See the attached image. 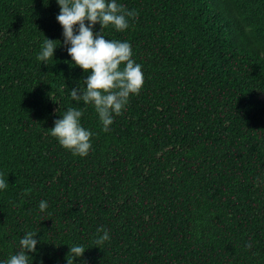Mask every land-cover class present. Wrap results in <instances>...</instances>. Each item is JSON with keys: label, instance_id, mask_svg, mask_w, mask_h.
<instances>
[{"label": "trees", "instance_id": "1", "mask_svg": "<svg viewBox=\"0 0 264 264\" xmlns=\"http://www.w3.org/2000/svg\"><path fill=\"white\" fill-rule=\"evenodd\" d=\"M117 2L139 15L103 34L130 42L144 86L105 133L70 97L87 74L56 0H0V260L33 231V264H67L74 244V264H264V0ZM68 107L85 109L87 157L49 135Z\"/></svg>", "mask_w": 264, "mask_h": 264}, {"label": "clouds", "instance_id": "2", "mask_svg": "<svg viewBox=\"0 0 264 264\" xmlns=\"http://www.w3.org/2000/svg\"><path fill=\"white\" fill-rule=\"evenodd\" d=\"M56 3L59 6L56 21L62 27V43L71 58L70 66H77L87 74L83 88H72L70 97L77 104L82 101L85 106H91L102 125L101 130L107 133L115 117L126 110L130 96L138 95L142 90L144 73L142 65L133 59L130 42L106 39L103 29L111 26L116 32H124L139 14L117 0H56ZM97 24L100 25L99 32L94 31ZM57 47L53 40L44 36L36 59L47 65ZM84 113L85 109L68 107L54 121L49 132L60 146L81 158L88 156L94 136L81 122ZM7 189L8 182L0 172V192ZM47 208L48 202L41 200L39 211L44 213ZM36 237V232H25L19 239V251L0 260V264H33L34 257L29 253L38 252L40 241ZM109 240V230L99 227L95 244L102 245ZM85 251L82 244L70 246L71 260L67 259V264H74Z\"/></svg>", "mask_w": 264, "mask_h": 264}]
</instances>
